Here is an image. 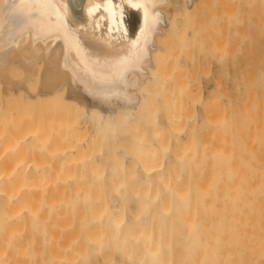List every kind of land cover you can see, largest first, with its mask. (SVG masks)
Here are the masks:
<instances>
[{
    "label": "bare ground",
    "instance_id": "6f19581e",
    "mask_svg": "<svg viewBox=\"0 0 264 264\" xmlns=\"http://www.w3.org/2000/svg\"><path fill=\"white\" fill-rule=\"evenodd\" d=\"M67 3L0 0V264H264V0Z\"/></svg>",
    "mask_w": 264,
    "mask_h": 264
},
{
    "label": "rangeland",
    "instance_id": "374dc122",
    "mask_svg": "<svg viewBox=\"0 0 264 264\" xmlns=\"http://www.w3.org/2000/svg\"><path fill=\"white\" fill-rule=\"evenodd\" d=\"M243 2H244V0H243ZM16 7V6H15ZM129 12H127L125 15H127ZM129 15V14H128ZM202 15H200V17H201ZM199 17V18H200ZM130 19H131V21L133 22V23H136L137 22V18H136V15H135V13L134 14H132L131 15V17H130ZM261 43H262V40H261ZM246 45V46H245ZM245 45H244V47H243V51L240 49L239 51H237L238 53H237V55L239 56H237V58H240L239 60H241V61H243V62H245V63H243V62H241V66L243 67L242 68V74L244 75H242L240 72H238L237 71V68H238V65L237 64H234V63H231L232 62V60H230L231 58H229V62L231 63H229L228 65H230V66H228V71H227V80L230 82H232V83H238V84H236L235 86H234V89L232 88L231 90H232V92L233 93H235V95H239V94H246V92H248V94H253V95H249V96H253V97H255L256 99H257V96L256 95H258V93L260 92V87L258 86L259 85V77H260V75H261V73H262V67H263V64L261 63V61H262V59H261V57L259 56L258 57V51H257V49H256V45L254 44H252V46L251 45H249V41L247 42L246 41V43H245ZM245 51H247V52H245ZM254 51V52H253ZM241 52V53H240ZM252 54V55H251ZM255 55H257V57H258V59H257V57L255 56ZM248 56V57H247ZM254 60V61H253ZM247 62V63H246ZM252 62V63H251ZM262 64H260V63ZM243 63V64H242ZM233 64V65H232ZM244 65V66H243ZM261 65V66H260ZM234 66V67H233ZM251 66V67H250ZM213 67H215V64L213 65ZM233 68V69H232ZM251 68H253L252 70H251ZM235 69V70H234ZM244 69V70H243ZM248 69V70H247ZM215 71V70H214ZM229 73V74H228ZM237 73V74H236ZM240 75H239V74ZM226 74L224 75V76H226ZM232 74V75H231ZM235 74H236V76H235ZM205 73H202L201 74V81H203V83H204V81H205ZM233 76H234V78H233ZM239 76H242V77H239ZM230 77V78H229ZM233 78V79H232ZM241 78H244V79H241ZM236 79V80H235ZM246 79V80H245ZM249 79V80H248ZM257 79V80H256ZM245 80V81H244ZM256 81L255 82V84H253L254 83V81ZM247 81V82H246ZM248 81H250V83L248 82ZM230 82V83H231ZM243 82L245 83V85L243 84ZM231 83V84H232ZM237 85H240V86H238L239 87V90H237L238 89V87H236ZM252 85H254V86H252ZM248 88V89H247ZM252 88V89H251ZM256 89V90H254L253 91V89ZM247 89V90H246ZM249 89L251 90V91H249ZM259 90V91H258ZM240 91V93L238 94V92ZM253 91V92H252ZM254 92H255V94H254ZM255 95V96H254ZM250 98V97H249ZM248 98V101H247V104H248V106H253L254 104H253V102H251L250 103V101H251V98L249 99ZM255 98H252V100H255ZM241 102V101H240ZM242 103V102H241ZM243 104V103H242ZM242 104H240V105H242ZM251 104V105H250ZM252 129V130H251ZM253 131V132H252ZM254 128H250V130H248V135H247V138H246V140L245 141H247V142H245L246 144L245 145H247V146H249L250 145V150L252 149V148H254V150L252 151V158L250 157L251 156V151H249V149L247 150V152H246V150H243V154L244 153H246V156L247 155H250L249 157L251 158V160H250V158L249 157H247L246 158V156H245V158H246V160L245 161H247L248 159L250 160L249 162L250 163H247V162H245L246 164H248L249 166H251V167H249L248 168V170L250 169L251 171H253L252 173H249L248 172V170H247V165H245V163H244V165L246 166L245 168V170H247V172H248V174H249V176L252 174V175H254V167L256 168L257 167V165H256V163L258 162V160L257 161H255V160H253V158L255 157V155L257 156V154L259 153V155H260V151H257L256 153H255V151L257 150V148L255 149V147L258 145V147H259V144L257 143V141H256V139H254ZM249 133H254L252 136V139H254L255 140V144H254V140L253 141H251V134H250V137H249ZM249 139H250V141L251 142H253V143H251L250 141H249ZM250 143V144H249ZM251 145H252V147H251ZM245 149H247L246 147H244ZM259 149V148H258ZM245 151V152H244ZM47 154V156H48V154L49 153H46ZM45 154V155H46ZM49 156H51V154H49ZM46 157V156H45ZM257 157H259V156H257ZM257 157H255V158H257ZM50 158V157H49ZM244 158V159H245ZM254 158V159H255ZM258 159V158H257ZM244 161V160H243ZM254 162H256L254 165L252 164V163H254ZM251 164V165H250ZM251 168H253V169H251ZM256 172H257V168H256V170H255ZM255 172V173H256ZM251 175V179H249V180H251L250 182H254V179L252 178V177H254L255 179H256V176H252ZM256 175V174H255ZM248 176V177H249ZM250 178V177H249ZM249 182V183H250ZM251 184V183H250ZM252 186H253V184H251ZM254 186H255V184H254Z\"/></svg>",
    "mask_w": 264,
    "mask_h": 264
},
{
    "label": "water",
    "instance_id": "95a60500",
    "mask_svg": "<svg viewBox=\"0 0 264 264\" xmlns=\"http://www.w3.org/2000/svg\"><path fill=\"white\" fill-rule=\"evenodd\" d=\"M112 3V5H115L118 3V0H68L67 5L69 6L72 14L77 17L80 24H84L86 21L85 16V9L88 6H96L98 7L97 14H99L101 11H106L105 5ZM134 11H131L129 13V17H131L132 14H134ZM133 23V22H132ZM135 24V23H133Z\"/></svg>",
    "mask_w": 264,
    "mask_h": 264
}]
</instances>
